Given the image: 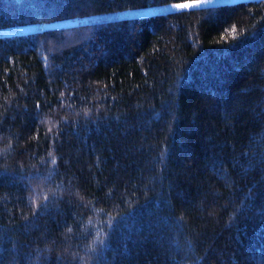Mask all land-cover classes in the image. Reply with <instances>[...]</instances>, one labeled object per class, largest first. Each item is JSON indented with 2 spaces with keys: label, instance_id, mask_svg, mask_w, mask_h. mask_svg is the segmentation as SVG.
<instances>
[{
  "label": "trees",
  "instance_id": "16d2710c",
  "mask_svg": "<svg viewBox=\"0 0 264 264\" xmlns=\"http://www.w3.org/2000/svg\"><path fill=\"white\" fill-rule=\"evenodd\" d=\"M0 264H264V0L0 35Z\"/></svg>",
  "mask_w": 264,
  "mask_h": 264
},
{
  "label": "rangeland",
  "instance_id": "374dc122",
  "mask_svg": "<svg viewBox=\"0 0 264 264\" xmlns=\"http://www.w3.org/2000/svg\"><path fill=\"white\" fill-rule=\"evenodd\" d=\"M238 1H242V0H207L206 3H200V4H194V0H185V1L167 2L162 4H154V5L135 7V8H126L115 11L95 12L85 15L52 19L43 22H30V23L2 26L0 27V35L26 33V32L68 26V25L84 23V22H102L117 18H123V17L129 18V17H138V16L151 15V14L166 13L172 11H180L185 9L178 8L177 5L185 4V3L194 4V6L191 8H197V7L219 5L224 3H234ZM186 9H190V8H186Z\"/></svg>",
  "mask_w": 264,
  "mask_h": 264
},
{
  "label": "snow or ice",
  "instance_id": "6c2138e0",
  "mask_svg": "<svg viewBox=\"0 0 264 264\" xmlns=\"http://www.w3.org/2000/svg\"><path fill=\"white\" fill-rule=\"evenodd\" d=\"M207 0H194V4H200V3H206ZM194 4H179L177 5L178 8H181V9H186V8H191L194 6Z\"/></svg>",
  "mask_w": 264,
  "mask_h": 264
}]
</instances>
